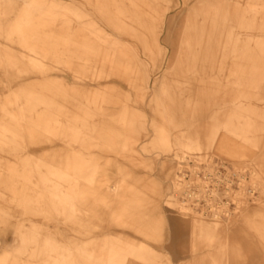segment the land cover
Instances as JSON below:
<instances>
[{"label": "rangeland", "instance_id": "obj_1", "mask_svg": "<svg viewBox=\"0 0 264 264\" xmlns=\"http://www.w3.org/2000/svg\"><path fill=\"white\" fill-rule=\"evenodd\" d=\"M186 171L219 175L203 208ZM0 264H264V0H0Z\"/></svg>", "mask_w": 264, "mask_h": 264}, {"label": "bare ground", "instance_id": "obj_2", "mask_svg": "<svg viewBox=\"0 0 264 264\" xmlns=\"http://www.w3.org/2000/svg\"><path fill=\"white\" fill-rule=\"evenodd\" d=\"M30 4L33 8V2H30ZM32 8L26 7L22 9L19 15L15 17V19L9 25L8 29H6V32L13 34L23 40V46L28 48L32 52V55H28L27 57L28 61L33 68H38V70H40V68L43 67V60L40 56L46 55L48 52L43 49V47H41V44L39 42L37 43L31 39L28 40V36L32 37L28 34L30 33V31H32V27H34L33 25L35 24L33 20ZM105 99H103V103H105ZM93 101L96 102L94 99ZM60 159V162H58L54 167H49L48 172L44 174L43 180L45 182L53 181L52 188L56 191L55 196L57 198L58 204L63 207V212L66 211L71 219H74L76 217L77 220V215L79 213H77V210L78 208H80L79 196L81 195V184L78 183L76 179L85 177V168L87 167V163L84 162L83 164H75L73 165V170L70 157H64V159L63 157H61ZM93 173H95V171H93ZM67 181L72 183L71 189L64 191L63 184H66ZM119 188V185H110L107 187L108 190L111 189L116 192L119 191ZM192 223L193 230L202 232V229L206 228L205 223L199 219L193 220ZM210 227L211 230L213 229L216 232L221 231L218 225H212ZM199 238L204 239L206 237H204L203 234L199 232L194 236V240Z\"/></svg>", "mask_w": 264, "mask_h": 264}, {"label": "built area", "instance_id": "obj_3", "mask_svg": "<svg viewBox=\"0 0 264 264\" xmlns=\"http://www.w3.org/2000/svg\"><path fill=\"white\" fill-rule=\"evenodd\" d=\"M199 174H202L201 172ZM182 178L186 181L189 182L187 189L185 191V199L188 200L189 202H193L194 204H197L201 208H203L202 203L204 198L206 200L211 199L210 197L213 196L215 191L218 189L220 185H218V178L219 175L214 173V172H206L204 175H202L203 180H202V185H193L191 183L192 181V176L190 171L183 172ZM222 182V181H221ZM201 192L203 199L199 197V194ZM206 204V203H205ZM199 207V208H200ZM209 205L207 204L206 209L202 210L203 212L207 213L210 212L209 210Z\"/></svg>", "mask_w": 264, "mask_h": 264}]
</instances>
